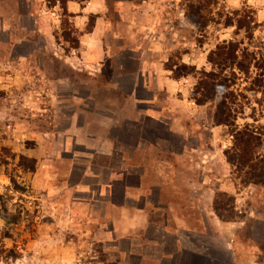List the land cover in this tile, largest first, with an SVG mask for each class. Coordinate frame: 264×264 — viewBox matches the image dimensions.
<instances>
[{
  "label": "rangeland",
  "instance_id": "rangeland-1",
  "mask_svg": "<svg viewBox=\"0 0 264 264\" xmlns=\"http://www.w3.org/2000/svg\"><path fill=\"white\" fill-rule=\"evenodd\" d=\"M200 2L158 1L153 29L166 67L211 71L209 60H198L201 51L209 57L224 41L254 52L251 78L237 79L232 67L221 74L230 79L224 95L234 93L233 114L241 110L235 123L251 124L264 140V94L250 90L256 73L264 74L255 66L264 64L261 1L211 0L197 17L207 25L197 26L187 10ZM0 5L7 19L0 28V264H264V185L243 184L228 162L234 126H215L218 101L191 98L199 73L176 78L184 89L171 115L144 113L154 93L163 103L166 95L154 92L153 75L135 74L136 51L148 44L133 32L126 44L115 37L125 26L112 0L111 57L92 73L66 56L73 43L63 34L80 35L67 17L47 49L42 25L15 22L8 0ZM135 76L142 102L129 96ZM186 96L191 105L183 107ZM209 188L235 198L224 196L230 231L205 215ZM11 249L17 257L4 258Z\"/></svg>",
  "mask_w": 264,
  "mask_h": 264
},
{
  "label": "crops",
  "instance_id": "crops-1",
  "mask_svg": "<svg viewBox=\"0 0 264 264\" xmlns=\"http://www.w3.org/2000/svg\"><path fill=\"white\" fill-rule=\"evenodd\" d=\"M3 0H0V4ZM159 1V0H158ZM157 0H112L115 8L114 17L116 20H121L125 29H123L124 36H115L118 40L121 39L122 44L129 43L130 38L128 34L130 32L135 33L142 39L141 43L148 44V50H145V46H139L136 51L137 59H139L140 69L135 72L138 76L146 75V78H150L153 75L154 92L162 91L166 97L164 103L157 99L156 93L151 97L150 105L144 108V113H149L152 110L161 111V113H173L172 106H178L177 93L179 90H183L180 87V82L172 77L171 70L166 67L167 56L165 57V51L161 52L160 40L155 38L154 24L161 21L160 9ZM172 1V0H170ZM260 4L257 5L259 19H264V0H260ZM8 5L14 7V19L15 22H24L29 19L30 22H37L42 25V30L45 33V43L47 49L56 47V39L54 31L59 27V23L62 22V8L59 1L50 3L48 0H8ZM2 6L0 5V8ZM66 7L69 13L72 14L70 20L74 27L79 30V48H72L71 55H66L68 59H73L79 65V69L86 70L92 73L93 69L101 68L102 63H105L111 54L107 50L106 38L113 29V21L110 15L113 14L111 10V0H68ZM130 14V15H129ZM134 14L135 16L133 17ZM137 14V15H136ZM132 15V17H131ZM136 17V18H135ZM4 22H7L5 16L0 14V28H6ZM10 22V21H9ZM13 22V21H12ZM129 22H132L129 24ZM126 32H125V31ZM136 30V31H134ZM134 34V35H135ZM130 47V46H129ZM204 50L206 48H203ZM166 50V49H162ZM201 51V56L198 60H204L202 65H208V51ZM110 55V56H109ZM132 57L129 56V59ZM144 71H143V70ZM134 74V73H133ZM137 77H134L132 87L130 89L129 96H136L137 102H142L137 96L139 86L137 84ZM148 82V81H147ZM151 85V84H150ZM183 107H187L189 104V98L186 96L184 99L179 100L184 102ZM145 102H147L145 100ZM141 104V103H140ZM158 106V107H157ZM181 106V107H182ZM152 110H151V108ZM157 107V108H156ZM154 108V109H153ZM154 110V111H155ZM171 115V114H170ZM175 116V114H173ZM217 126V125H215ZM212 193L211 202L205 205L203 210L206 217L211 221L218 223V227L225 233L230 231L231 222L221 220L214 209V189L209 188ZM208 220V221H209ZM227 247V246H226ZM228 249V248H226ZM191 253H196L192 250ZM194 256V255H193ZM210 259L209 255H207ZM196 264V261L195 263ZM208 264H218L213 260H209ZM237 264H245L244 261L237 259ZM246 264H263L260 260H250Z\"/></svg>",
  "mask_w": 264,
  "mask_h": 264
},
{
  "label": "trees",
  "instance_id": "trees-1",
  "mask_svg": "<svg viewBox=\"0 0 264 264\" xmlns=\"http://www.w3.org/2000/svg\"><path fill=\"white\" fill-rule=\"evenodd\" d=\"M50 3L59 1L62 8V22L65 21V17L68 18V22H71L70 18L71 13L68 12L66 3L68 0H48ZM203 3L190 4L188 6L187 15L189 19L195 23L197 26H205L207 23L200 22L197 17L201 16L203 8L206 5H209L211 0H202ZM205 2V3H204ZM230 24V23H229ZM63 36L67 41L73 43L72 48H79L80 42L79 37L71 38L70 33H64ZM254 52H249L247 48H241L240 44H235L234 42L220 43L217 45L216 49L210 52L208 57L209 62L213 65L211 71L205 69L197 70L195 66L188 64H181L177 66L176 69L173 66H168L167 68L173 71L174 78H179L183 75H187L191 72L199 73L198 82L195 84L193 89V96L191 97L199 105H205L209 101H218L215 107V112L213 115V121L215 125H227L234 126L232 135H233V144L225 152L227 160L233 166L237 167V172L239 174L238 178L242 179L243 184H257L264 185V151L263 145L264 140L261 132L255 130V128L246 123L243 126H240L235 121L238 119V115L241 112L237 108L236 115L233 114V108L229 105L228 99L234 96L233 92H229L227 95H224V91L229 88V78L227 76H222L221 70H227L228 67L232 69H237V79L240 77L238 75H245L248 79L251 78V66L253 61L256 60ZM255 66L263 68L264 64L255 62ZM253 86L250 90L255 92H262L264 94V74L263 72L258 74L256 73L255 78L252 79ZM255 87H258L255 89ZM238 96H243L244 94H237ZM219 99V100H217ZM255 110V108L253 109ZM15 187L18 189L19 186L14 182ZM214 199V209L217 215L223 221H232L231 218L227 217L224 213L225 207L229 204L228 200H233L235 202L234 196L228 194L224 191H218ZM224 196L226 198L224 199ZM225 200V201H224ZM18 255L17 251L11 249L8 250L6 255L3 256L6 259L16 258Z\"/></svg>",
  "mask_w": 264,
  "mask_h": 264
}]
</instances>
